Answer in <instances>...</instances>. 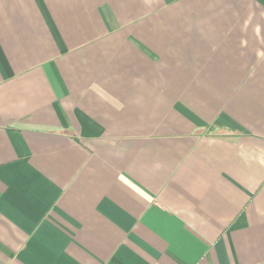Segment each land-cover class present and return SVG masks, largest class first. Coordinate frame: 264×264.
Returning a JSON list of instances; mask_svg holds the SVG:
<instances>
[{"label":"crops","instance_id":"obj_1","mask_svg":"<svg viewBox=\"0 0 264 264\" xmlns=\"http://www.w3.org/2000/svg\"><path fill=\"white\" fill-rule=\"evenodd\" d=\"M0 264H264V0H0Z\"/></svg>","mask_w":264,"mask_h":264}]
</instances>
